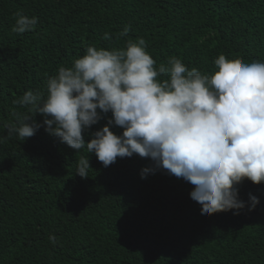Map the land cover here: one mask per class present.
<instances>
[{
	"label": "trees",
	"instance_id": "trees-1",
	"mask_svg": "<svg viewBox=\"0 0 264 264\" xmlns=\"http://www.w3.org/2000/svg\"><path fill=\"white\" fill-rule=\"evenodd\" d=\"M17 12L38 17L35 29L13 32ZM138 38L156 67L174 56L211 75L221 54L264 62V0H0V264H264V182L237 186L246 204L258 197L254 210L206 216L184 179L163 169L141 178L149 158L104 167L43 126L24 141L8 135L29 114L15 103L26 91L46 97L48 79L90 45L119 49ZM81 156L86 178L76 174Z\"/></svg>",
	"mask_w": 264,
	"mask_h": 264
},
{
	"label": "clouds",
	"instance_id": "clouds-1",
	"mask_svg": "<svg viewBox=\"0 0 264 264\" xmlns=\"http://www.w3.org/2000/svg\"><path fill=\"white\" fill-rule=\"evenodd\" d=\"M37 23L38 17L17 12L12 31L22 34ZM128 31L126 26L119 35ZM214 64L211 75L189 70L174 56L156 67L143 38L119 49L90 45L71 67L61 66L48 79L46 97L29 90L15 101L29 114L7 125V133L24 141L43 126L76 152L95 153L104 167L137 154L152 161L141 178L163 169L184 179L206 216L252 211L258 197L249 194L246 204L237 186L245 179L264 182V62L221 54ZM101 119L107 123L90 132ZM90 169L89 156H81L76 174L86 178ZM49 239L56 242L55 236Z\"/></svg>",
	"mask_w": 264,
	"mask_h": 264
}]
</instances>
